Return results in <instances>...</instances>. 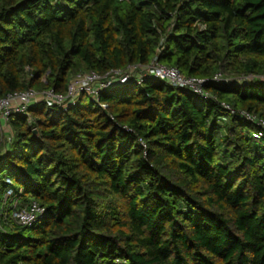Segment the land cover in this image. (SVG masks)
Returning a JSON list of instances; mask_svg holds the SVG:
<instances>
[{"label": "trees", "instance_id": "16d2710c", "mask_svg": "<svg viewBox=\"0 0 264 264\" xmlns=\"http://www.w3.org/2000/svg\"><path fill=\"white\" fill-rule=\"evenodd\" d=\"M155 58L224 81L133 77L9 118L0 264H264V129L241 115L264 121V0H0V100ZM15 200L45 213L20 226Z\"/></svg>", "mask_w": 264, "mask_h": 264}, {"label": "built area", "instance_id": "2783aa9c", "mask_svg": "<svg viewBox=\"0 0 264 264\" xmlns=\"http://www.w3.org/2000/svg\"><path fill=\"white\" fill-rule=\"evenodd\" d=\"M133 77L139 78L140 80L145 77L155 78L176 87L186 88L204 99L211 97L210 93L206 90V85L209 82L224 81L221 73L216 74L212 80L187 76L178 68L159 63L158 59L155 58L149 65H134L126 70H112L106 75H100L96 72L85 73L71 82L66 94H58L54 91H45L42 93L31 91L10 94L0 100V125H7L9 118L14 113H26L27 107L31 103L45 101L50 105L66 107L70 103H74L82 93H87L94 99L98 100V95L102 90L108 89L117 82L125 84ZM223 106L233 114L235 113V111L228 105L223 104ZM103 107L107 108V105H103ZM241 115L246 120L252 123L255 122L264 129V121L257 119L256 116L247 112H242ZM255 137L258 138L257 135H255ZM9 139L10 138H7L8 141ZM11 196L12 192H9L7 197ZM12 203V218L20 226H32L45 213V208L41 207L35 201L28 205H23L19 203L18 200H15Z\"/></svg>", "mask_w": 264, "mask_h": 264}, {"label": "rangeland", "instance_id": "374dc122", "mask_svg": "<svg viewBox=\"0 0 264 264\" xmlns=\"http://www.w3.org/2000/svg\"><path fill=\"white\" fill-rule=\"evenodd\" d=\"M255 77L256 76L250 75V76L235 77L233 79L237 83H245V82H248V81H252ZM257 78L264 80V76H257ZM227 79H226L227 81H231V78H227ZM0 130H1V136L3 138L2 149H3V147L7 148V146L13 142V132L11 130V127L9 126V122H8L7 125H2L1 124L0 125ZM7 138H10L9 141L7 140Z\"/></svg>", "mask_w": 264, "mask_h": 264}]
</instances>
